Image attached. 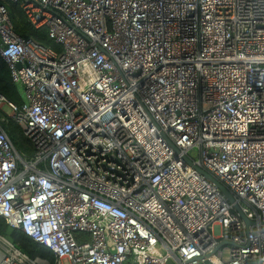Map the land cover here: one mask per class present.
<instances>
[{
    "label": "built area",
    "instance_id": "1",
    "mask_svg": "<svg viewBox=\"0 0 264 264\" xmlns=\"http://www.w3.org/2000/svg\"><path fill=\"white\" fill-rule=\"evenodd\" d=\"M9 1L53 45L0 4L5 224L54 264H264V0ZM0 264L50 263L0 234Z\"/></svg>",
    "mask_w": 264,
    "mask_h": 264
},
{
    "label": "trees",
    "instance_id": "2",
    "mask_svg": "<svg viewBox=\"0 0 264 264\" xmlns=\"http://www.w3.org/2000/svg\"><path fill=\"white\" fill-rule=\"evenodd\" d=\"M0 4L6 8L14 29L20 36L31 37L44 45H53L52 41L48 38L45 29L34 28L27 22L20 6L17 3L9 0H0ZM0 93L15 104H20L22 102L19 88L11 82L7 66L1 57ZM0 126L19 154L31 155L33 153V149L27 139L23 136L22 129L19 125L13 122L10 118L6 117L5 120H0ZM6 227L7 225L3 219L0 218V234H4ZM11 237L14 245L30 258L39 257L47 260L50 264H54L55 258L53 253L49 249L26 236L21 230L14 229Z\"/></svg>",
    "mask_w": 264,
    "mask_h": 264
},
{
    "label": "water",
    "instance_id": "3",
    "mask_svg": "<svg viewBox=\"0 0 264 264\" xmlns=\"http://www.w3.org/2000/svg\"><path fill=\"white\" fill-rule=\"evenodd\" d=\"M197 171L199 173H201L204 177H206L207 179H209L211 182H213L215 184V186L225 195V197L227 198V200L229 202H232L233 201L232 196L229 193V191L220 182H218L215 178H213L212 176H210L207 172H205L202 169L197 168ZM233 207L238 212V214H239L240 218L243 220L244 224L245 225H248L249 220L246 219L245 216L241 213L238 205L234 204ZM13 231H14V229L12 227H10V226H7L6 229H5V231H4V237H5V239L8 242H10L11 244H14L13 243V239L11 237ZM222 244L223 243L219 244L217 246V248H219ZM206 264H210V263H206Z\"/></svg>",
    "mask_w": 264,
    "mask_h": 264
},
{
    "label": "rangeland",
    "instance_id": "4",
    "mask_svg": "<svg viewBox=\"0 0 264 264\" xmlns=\"http://www.w3.org/2000/svg\"><path fill=\"white\" fill-rule=\"evenodd\" d=\"M6 109V108H5ZM193 157H196V155H197V151L196 150H193V151H191V153H190ZM225 255H226V252L224 253ZM64 264H67V262L66 261H64Z\"/></svg>",
    "mask_w": 264,
    "mask_h": 264
}]
</instances>
